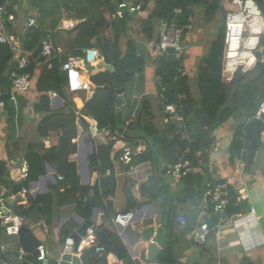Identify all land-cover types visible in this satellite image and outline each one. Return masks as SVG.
Returning <instances> with one entry per match:
<instances>
[{
	"label": "crops",
	"instance_id": "crops-1",
	"mask_svg": "<svg viewBox=\"0 0 264 264\" xmlns=\"http://www.w3.org/2000/svg\"><path fill=\"white\" fill-rule=\"evenodd\" d=\"M27 1H23V6L26 7L28 4ZM122 2L134 5L140 4L142 6L139 11L130 13L134 16V19L129 23L125 33L128 32L131 37L136 36V32L133 33V29L139 27V37H132L131 39H136L141 44L140 49L138 48V53L146 60L145 69L138 72L136 76L134 75L125 87L126 99L124 101H126H123L117 107L122 112V119L124 121L123 130H126L128 124L135 116L137 104L140 103L138 97L143 94L151 97L155 111L154 117H151V119L148 118L145 122L156 124L158 130L159 128L163 129V124L166 123V115L158 95L157 85L159 81L156 82L157 67L154 63V61L158 62V57L162 55L157 54L155 48L150 45V42L160 37L163 25L168 21L154 20L158 35L146 40L141 35L143 32L142 22L153 13L155 0H149L145 5L142 1L136 3L134 0H123ZM225 5L226 8L230 6L227 0L225 1ZM22 8L24 9V7ZM116 8H111L112 19H122L115 15ZM23 9H20V11L24 14ZM193 9L194 14L191 16L190 23L186 26L189 29V33L183 37V43L186 48L184 53L179 56L183 57L182 70L185 74H188L189 84L191 79L195 81L198 75V65L213 43L212 41L209 42L208 49H201L199 53L192 52L193 48L201 47L198 42L201 38L197 33V35H194V39L190 37V34H193L191 28H193L196 17L195 13L198 10L204 12V8L202 7H193ZM28 13L37 14L38 17V13L34 9L29 10ZM68 18L76 19L77 26L85 21L84 18ZM75 33L76 31L72 36ZM93 42L96 43V39ZM125 44L121 43L122 49L126 47ZM60 45L63 48L60 61L63 62L61 59L64 56L68 55V58L71 56L68 54L67 47L63 43ZM101 61L97 60L94 63L93 66L95 68L93 70H84V74H88V81L91 82V73L93 75V73L99 71L101 68H106L102 66V63L105 62L103 61L101 63ZM44 63L46 62L38 63L35 69L33 87L27 92H17L15 99L10 100V105L13 110L12 115L10 116L6 112V114L0 116V161H6L7 168L10 167V163L16 166L20 159L26 158L25 155L29 144L36 143L40 146V143H43L46 148L50 147V138H41L38 133V126L44 116L54 112L69 113L70 111L68 100L56 92V96L53 95V92L48 93L49 104L47 107L41 108L40 110L36 109L37 106H41V93L37 90V80ZM48 64L50 65L51 63ZM63 72L67 82L66 72ZM91 84L92 87L90 90L77 92L69 91L66 84V91L69 95L68 99L73 100V107L75 108L77 117V136L72 140L75 147L70 153L68 160L69 162H76L82 187L87 188L93 186L97 179L99 181L102 180V177H100L97 171L98 162L94 161L93 153L98 144L113 143V151L111 153L113 178L108 186L114 190L104 200L106 207L108 201H111V211L107 212L97 206L95 189L93 187L89 188L87 193L83 192L79 195V198L83 197L85 204L88 202L89 197L91 198L94 208L90 219H86L81 211L75 209V203L59 206L57 195L58 193H63L66 187L56 185L58 181L64 180H59L58 174L64 175L66 166L64 167V164H61L57 167V163L46 164L47 175L40 178L37 182L30 183L31 189L33 190L30 194L25 196L19 195V198H17L18 195L16 194H10L9 202L5 201L10 207L14 206V203L29 206L30 197L45 193L52 195L55 204L53 210L54 219L51 224L44 217L26 220L27 226L30 227L38 240L47 246L49 259H53L52 253L54 251V245L60 244L58 258L57 260H53L56 262L60 260L61 262L62 246L64 244L61 231L64 227L72 228L73 234L84 224L93 223L96 225L99 235L104 228H109L116 232L121 237L133 261L140 262L141 264L153 261L158 262V259H149L148 245L153 237H145L144 232L150 227L167 221L172 222L173 227L170 245H172L175 261L172 264H264V131H262L261 146L257 149L251 164L247 159H243L242 157H232V144L235 140V133L241 126L250 124L251 118H254L250 114L253 103L249 104L247 102L242 105H235L236 108L230 114L229 118L212 131L214 141L210 149L207 150V154L204 157V164L194 166L188 159L185 164H182V160L188 155L184 153L180 155L178 152L174 154L173 160L169 162L161 157L155 162L145 161L136 164L134 158L144 153L147 149L146 141L142 138L139 139L137 150L133 151L132 161L126 163L121 157L124 153V148L130 145L124 139L113 134L109 128H99L98 121L92 115V110L85 105L87 101L93 99L98 91L96 90L98 85L94 82H91ZM258 120L264 122V119ZM84 121L88 124L85 125ZM165 131L166 129L163 132ZM174 135L175 133L169 134L171 139H173ZM244 152L246 150H242V153ZM197 157L198 155L195 158ZM96 162L97 165H95ZM179 164L183 165L181 172L175 173L174 169ZM188 165L192 167L184 169ZM48 166L53 169V172L48 170ZM168 167L169 170L165 172V169ZM246 167L250 169L247 170ZM111 172L112 170H108L106 176L111 175ZM50 174L52 176H49ZM11 177L13 178V175ZM152 177H156V179L161 181L163 180L169 185L168 191H165L166 195L161 193L153 198L152 187L157 182L151 181ZM201 179L204 180V187L206 188L202 197L199 195L198 190L193 193L194 184ZM148 186H150V190L145 189ZM218 186H224L228 191L230 189L231 193L233 191L237 194V203L242 204L243 210L230 215L226 209L223 214L214 215L211 211L212 194ZM92 189L94 190L93 198L91 197ZM192 193L193 195L191 197L188 196V199H186L187 195ZM167 194L169 195L167 196ZM95 208L98 209L96 217H94ZM128 211L135 213L134 221L127 227L116 226L112 220L114 216L119 212ZM178 212L185 214L187 218L186 225H182L177 221L176 216ZM39 219H43L48 225L46 230H43L37 225ZM215 219H219L218 224L211 226L212 230L207 241L201 242L195 235L199 226L203 222L209 224V220ZM32 225L36 228L34 229ZM169 235L167 234L165 244L169 240ZM4 236H7L6 241L5 238H1L6 249L2 250L0 248V252H9V254L10 252H16L17 254V256L10 254L11 258L8 261H13L12 263L14 264H35L31 261H21L18 259V248L22 246L20 237L16 241V236H9L7 234ZM163 251L162 248L159 256ZM109 254L111 264H124L123 262L126 259L120 260L112 252H109ZM127 260L129 261V259Z\"/></svg>",
	"mask_w": 264,
	"mask_h": 264
},
{
	"label": "trees",
	"instance_id": "trees-1",
	"mask_svg": "<svg viewBox=\"0 0 264 264\" xmlns=\"http://www.w3.org/2000/svg\"><path fill=\"white\" fill-rule=\"evenodd\" d=\"M5 0H0V4ZM18 10L13 11L18 15L19 25L12 28L7 23L9 33H15L22 42L23 49L30 54L32 60L28 70L34 73L38 63L44 59L40 57L41 43L47 32L54 36L58 44L62 35L69 36L63 43L68 49V54L72 57H82L84 50L97 48L105 56V63L114 66V72H101L94 78L93 82L98 86L110 84L107 89L98 90L93 99L86 102V107L92 110V115L98 121L99 128H109L117 137L124 139L129 147L136 151L139 146V139L146 141L147 149L144 153L136 156L135 163L145 161H157L161 157L167 162L173 160L174 154H186L188 160L194 166L204 164V157L210 149L214 139L212 131L227 120L235 110V105L245 103L252 104L264 88V63H260L253 71L248 74L239 72L232 83H225L221 79L222 61L224 55V34L225 26L222 25L218 31V36L213 41L209 51L203 56L198 65V75L196 77L198 96L197 99L189 84V76L180 69H183V57L165 54L158 57L156 74L160 82L166 87V97L170 102H176L181 106L184 115L182 123H170L165 132H160L152 123L145 122L148 118L154 117V109L151 97L146 95L140 102L135 116L123 130L124 121L122 112L118 107V96L116 95L113 81L120 87H126L131 78L145 68L146 60L138 53L136 42L129 39L126 42L125 51L121 47L122 35L126 32L129 23L134 16L126 12L122 19H112L111 8L117 7L123 0H89L85 4L83 0H28V5L23 6L24 0H14ZM136 3L142 1L144 5L149 0H134ZM264 11V0H256ZM75 3L71 6L70 3ZM24 7V14L34 9L38 13L37 26L25 27L20 19L23 14L20 9ZM193 7L204 8V13L208 20L214 18L216 13L222 8V0H155L153 13L142 22L143 32L147 38L154 36V20L171 21L174 19L178 26L184 29L183 37L188 33L186 26L191 21L194 14ZM180 8L182 12L175 14V9ZM75 9V10H73ZM22 10V9H21ZM23 16V15H22ZM87 18L72 31H59L57 27L63 17ZM75 33L74 36L72 34ZM56 32V33H55ZM55 33V34H54ZM63 38V37H62ZM96 39V43L93 40ZM96 46V47H95ZM60 56L55 58L51 64L44 63L37 80V90L41 93V106L36 109L47 107L49 104V92H56L64 99L68 100L70 106L69 113L54 112L44 116L38 126V133L41 138H50V147H45L43 143L38 146L36 143L28 145L25 155L30 165L29 178L24 180V185L28 186L31 182H37L47 175L46 164L57 163V167L64 164L65 174L63 181H58L56 186L66 187L63 193H58V205L75 203V209L81 211L86 219H90L93 214L91 198L85 204L83 197L79 195L88 191L89 188L95 189V201L99 208L111 211V201L106 207L104 200L107 199L114 189L109 188L113 178L111 164V153L113 143L98 144L93 153L94 161L98 162V173L102 180H96L93 186L83 188L77 171L76 162H69L68 157L73 151L75 144L73 138L77 136L76 113L73 100L68 99L66 91V80L61 69L62 62ZM68 58L64 56L61 60ZM18 60L14 56L8 44L0 43V90L3 92L1 98L7 102V112L11 116V72L16 68ZM51 66V67H49ZM88 81V74H85ZM123 102V101H122ZM84 124L88 123L84 121ZM264 122L256 118H251L250 124L241 126L235 133V140L232 144V157H242L251 164L256 155L257 149L262 143V131ZM175 133L173 139L169 134ZM251 133V134H250ZM127 145V146H128ZM205 149V151L203 150ZM242 150L246 152L242 153ZM196 155H198L197 158ZM134 162V161H133ZM249 170V167H246ZM60 169V167H59ZM108 170H112L111 175L106 176ZM9 173L6 161H0V179ZM151 181L157 183L152 187L153 198L161 193L168 191L169 185L163 180L152 177ZM69 186V188H67ZM150 190V186L145 187ZM204 180L201 179L194 184L193 193L198 190L199 195L205 192ZM187 195L191 197V195ZM230 202L227 207L228 214H236L243 210L242 204L237 202V194L230 192ZM169 194H167L168 196ZM54 198L50 193L37 194L30 197V205L24 206L16 203L13 211L21 215L26 220H33L44 217L51 224L54 219ZM237 204V205H235ZM219 219L209 220V226L218 224ZM4 233V234H3ZM5 231L0 224V237L3 238ZM72 234V228L64 227L61 235L65 238ZM99 240L106 248V252L100 255L94 248L85 249L81 255L84 264H108L107 253L112 252L120 260L129 259L128 264H141L131 259L129 251L124 245L121 237L109 228H104L99 235ZM16 254V252H10ZM9 252H0V258L10 260ZM28 260L41 264L37 258L29 254ZM175 259L173 256L172 245L164 250L159 258V264H172ZM9 264L13 261H8ZM48 264H56V261L49 259Z\"/></svg>",
	"mask_w": 264,
	"mask_h": 264
},
{
	"label": "built area",
	"instance_id": "built-area-1",
	"mask_svg": "<svg viewBox=\"0 0 264 264\" xmlns=\"http://www.w3.org/2000/svg\"><path fill=\"white\" fill-rule=\"evenodd\" d=\"M229 8L225 18V34H224V55L222 61L221 79L225 83H232L237 73L242 72L248 74L253 71L260 63H264V11L256 0H228ZM140 4H131L127 2H121L118 4L115 15L124 18L126 12L133 13L141 9ZM17 12L18 7L14 0H5L0 4V43L8 44L14 56L18 60L16 68L11 72V99H15L17 92H27L34 84V73L28 70L32 60L30 54L27 53L23 47L22 42L15 33H9L7 29V23H10L12 28H17L19 25ZM180 9H175L174 13L179 14ZM23 15V16H22ZM20 19L24 22L25 27L37 26V14H21ZM77 27L76 19L65 17L58 25L57 30L70 31ZM183 31L184 29L177 25L176 21L172 19L163 25L160 37L157 40H152L150 45L155 48L158 55H177L180 56L184 53L186 46L183 43ZM169 48L175 49V54H169L167 50ZM63 48L60 44L56 43L53 35L47 32L41 43L40 57L44 59L46 63H51L55 58L61 57ZM95 53V55H93ZM105 56L97 48L86 49L82 57H69L66 61L62 62V70L66 72L67 88L71 92H77L82 90H90L92 84L90 81H86L84 78V70L89 71V67L94 65L97 60H104ZM183 72L182 69H180ZM76 85L75 87L73 85ZM159 98L164 105V113L166 115L167 122L182 123L184 121V115L181 110V106L176 102H170L166 97V87L160 82ZM125 92L120 96H124ZM3 92L0 90V116L7 112V102L1 98ZM56 96V93L53 92ZM264 116V103L260 106L256 118L263 119ZM133 150L129 147L124 148V153L121 157L126 163H130L133 159ZM8 166V165H7ZM8 171L12 175L17 169L15 165L10 163ZM182 164H179L174 169L175 173H180ZM19 169V180L24 181L29 178L30 165L26 158L22 159ZM13 179V178H12ZM58 179L63 180L64 176L58 174ZM22 184V183H21ZM31 184L25 186L22 184L21 190L16 195H27L33 190ZM7 191V188L0 187V224L3 227L5 233L9 236L20 235L21 229L24 225H27L26 219L21 215L16 214L13 208L5 203L3 194ZM230 202V193L224 186H218L212 194V213L214 215L223 214ZM255 211V210H253ZM135 219V213L119 212L113 220V223L118 227H127ZM177 221L182 224H187V218L183 212H178L176 216ZM37 225L43 230H46L48 225L43 219L37 221ZM212 228L207 222L201 223L195 235L201 242H206ZM71 241V244H69ZM76 240L73 235L65 238L62 246V254L71 249L73 255L81 257L83 251L88 248H94L95 251L101 255L106 252V248L101 244L97 227L95 224H90L84 235H80V241L77 249L75 250ZM0 248L6 249L2 238L0 237ZM37 261L41 264L49 263V250L44 243H39L36 247ZM27 252L22 246L18 248V259L21 261L27 260L29 257ZM107 263L109 261L110 254H107ZM82 259V257H81ZM3 264H9L8 261L2 260ZM60 264V260L56 262ZM84 264L83 260L82 263ZM144 264H158V262H145Z\"/></svg>",
	"mask_w": 264,
	"mask_h": 264
},
{
	"label": "water",
	"instance_id": "water-1",
	"mask_svg": "<svg viewBox=\"0 0 264 264\" xmlns=\"http://www.w3.org/2000/svg\"><path fill=\"white\" fill-rule=\"evenodd\" d=\"M167 52L169 54H175V49L174 48H169L167 50ZM102 66H105L107 68V70H109L110 72H114V66L111 63H102ZM95 67L94 66H90L89 69L93 70ZM112 84L115 86V90H116V95L118 96V105H121L122 103V96H120L121 93H123L125 91L124 87H120L116 84L115 81L112 82ZM108 87H110V84L105 85L104 87H100L98 86L96 88V90H101V89H107ZM264 103V88L262 90V92L259 94V96L256 98V100L253 102L250 114L252 117H256L257 112L260 108V106ZM264 118V116L262 117ZM263 131H264V125H263ZM205 151V149H203ZM92 158V157H91ZM188 156H185L184 159L182 160V164H185V162L187 161ZM22 163V159H20V161L16 164V170L13 172V179H17L19 178V167L21 166ZM95 165H97V162L95 163ZM192 166H185L184 169L186 168H191ZM48 170L50 172H53V169L48 166L47 167ZM169 170V167L167 169H165V172H167ZM49 176H52V174H50ZM22 188V184L19 183L17 184L13 191L14 194H17ZM92 194L91 197H94V190L92 189ZM9 193H6L3 197H8ZM15 205V203H14ZM95 205V204H94ZM97 212L98 209L95 208V213H94V217L97 216ZM171 219H172V215H171ZM90 224H84L80 229H78L76 232H74L72 235L76 240V246H75V250L78 247L79 241H80V235H84L86 233V229ZM172 222H162L157 226H153L150 227L149 229H147L144 232V236L145 237H153L151 238V241L148 245V250H149V259L150 260H157L160 250L163 248V250H166L171 242V234H172ZM167 234L169 235V240L167 242V244H165V240L167 237ZM20 241H21V245L23 246V248L29 252L30 254H32L34 257H37V251H36V247L39 245L40 241L38 240V238L35 236V234L33 233V231L30 229V227H28L27 225H24L21 229L20 232ZM128 260H124V264H127ZM82 263V259L81 257H79L78 255H73L72 250L71 249H67V251L62 255L61 257V262L60 264H81ZM0 264L2 263V260L0 259Z\"/></svg>",
	"mask_w": 264,
	"mask_h": 264
},
{
	"label": "rangeland",
	"instance_id": "rangeland-1",
	"mask_svg": "<svg viewBox=\"0 0 264 264\" xmlns=\"http://www.w3.org/2000/svg\"><path fill=\"white\" fill-rule=\"evenodd\" d=\"M75 1H78V0H75ZM225 1L226 0H223L222 1V8H221V10H219L217 13H216V15L214 16V18L213 19H211V20H208V18L206 17V15L204 14V12L202 11V10H198L196 13H195V15H196V17H195V20H194V23H193V28H191V32L193 33V34H190V37H192V39H194V35L197 33L198 35H199V37L201 38L200 40H198V42H199V44L201 45V47H195V48H193L192 49V52H194V53H199L200 51H201V49L203 50V49H206L208 46H209V42H213V41H215L216 40V38H217V36H218V31H219V29H220V27L222 26V25H224L225 24V18H226V15H227V12H228V8H226V5H225ZM228 1V0H227ZM83 2L85 3V4H88L89 3V0H83ZM28 5V4H27ZM70 5L71 6H74L75 5V3L73 2V3H70ZM21 9H23L22 7H21ZM73 10H75V9H73ZM138 15H139V13H138ZM85 19V21L87 20V18H84ZM138 24V23H137ZM136 30V31H135ZM155 30H156V26L154 27V37L156 36V35H158V32H157V30H156V32H155ZM141 31H142V28H141ZM134 32H136V36H132L133 38H138L139 37V35H140V29H139V27H137V29H133V33ZM189 33V32H188ZM196 34V35H197ZM132 35V34H131ZM141 35H143V38L144 39H148L147 38V36L144 34V32H142L141 33ZM188 35V34H187ZM63 37V38H62ZM129 34H128V32L127 33H124L123 35H122V38H121V42L120 43H126L129 39H131L132 38ZM63 40V43L65 42V41H67L68 39H69V36H67V35H62L61 37H60V40ZM133 40H135V42H136V48H137V50H139L140 49V43L139 42H137L136 41V39H133ZM138 44V45H137ZM126 45V44H125ZM125 45H124V47H125ZM139 48V49H138ZM208 49V48H207ZM123 51H125V48L123 49ZM159 62V61H158ZM154 63L156 64V67H159L158 66V63L157 62H155L154 61ZM145 69V68H144ZM143 69V70H144ZM142 70V71H143ZM157 71V70H156ZM103 73V72H107V68H101L99 71H97V72H95V73H93V75H92V73L90 74L91 75V82H93V80H94V78L96 77V78H98V79H100L99 77H101V75L100 76H98L100 73ZM139 72H141V71H139ZM138 74V72L135 74V76ZM156 82L157 81H159V79H158V76H157V74H156ZM190 85H191V88H192V91H193V94H194V96L198 99L199 98V96H198V90H197V83H196V79H195V81H193L192 79L190 80ZM157 87H158V85H157ZM195 91V92H194ZM119 96V95H118ZM146 95L145 94H143V95H141V96H139L138 97V99L140 100V102H141V100L145 97ZM124 99H126V94H124V96H122V101H124ZM126 101V100H125ZM124 101V102H125ZM139 105H140V103L139 104H137V107H136V111H135V113L137 112V109L139 108ZM157 106V105H156ZM151 123V122H150ZM169 122H167V120H166V123H164L163 124V129L162 128H159V131L160 132H163L168 126H169ZM152 125H154L155 126V128H156V124H152ZM157 129V128H156ZM19 183H24V181H21V180H19V179H12V177H11V174L10 173H7V174H5L4 175V177H2L1 179H0V187H4V188H7V191L3 194V196L6 194V193H9V196H10V194H14V191H13V189H14V187L17 185V184H19ZM9 196L8 197H4V199H5V201H7V202H9ZM20 196L18 195L17 196V198H19ZM33 226V228L35 229L36 227L34 226V225H32ZM4 234V233H3ZM3 238H5V241H6V239H7V236H3ZM16 238V241H18L19 240V236H16L15 237ZM8 244V243H7ZM59 245L60 244H55L54 245V251H53V253H52V258L54 259V260H57V258H58V254H59V252H60V250H59ZM10 247V246H9ZM60 256V255H59Z\"/></svg>",
	"mask_w": 264,
	"mask_h": 264
},
{
	"label": "bare ground",
	"instance_id": "bare-ground-1",
	"mask_svg": "<svg viewBox=\"0 0 264 264\" xmlns=\"http://www.w3.org/2000/svg\"><path fill=\"white\" fill-rule=\"evenodd\" d=\"M160 91H161V90H158V94H159ZM165 94H166V92H165ZM160 102H161V106H162V108L164 109V105L162 104L161 99H160Z\"/></svg>",
	"mask_w": 264,
	"mask_h": 264
},
{
	"label": "clouds",
	"instance_id": "clouds-1",
	"mask_svg": "<svg viewBox=\"0 0 264 264\" xmlns=\"http://www.w3.org/2000/svg\"><path fill=\"white\" fill-rule=\"evenodd\" d=\"M93 55H95V53H93ZM91 66H93V65H91ZM250 73V72H249ZM74 87L76 86L75 84L73 85ZM125 92V91H124ZM254 118H256V117H254ZM264 119V118H263ZM69 244H71V241H69Z\"/></svg>",
	"mask_w": 264,
	"mask_h": 264
}]
</instances>
